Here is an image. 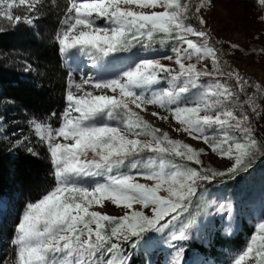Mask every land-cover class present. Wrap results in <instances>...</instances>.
Segmentation results:
<instances>
[{
  "label": "snow or ice",
  "instance_id": "6c2138e0",
  "mask_svg": "<svg viewBox=\"0 0 264 264\" xmlns=\"http://www.w3.org/2000/svg\"><path fill=\"white\" fill-rule=\"evenodd\" d=\"M258 2L264 6V0ZM21 5L29 13L37 11L29 0H0V19L11 25L32 24L37 17L14 14V7ZM210 6L211 0H206L195 7L197 29L185 22L189 6L181 0H69L62 31L55 36L61 55L83 54L94 69H106L121 54L136 58L111 75L70 80L63 112L49 117L57 119V126L40 117L30 120L35 136L50 154L52 183L24 206L10 241L14 264H131L127 248L150 256L162 241L174 250L170 264H183L184 250L179 242L190 239L189 229L195 223L190 208L201 183L234 178L247 169L246 161L264 155V141L256 138L247 111L251 108L259 115L255 94L249 95V89H259V85L235 70L224 69L205 30L202 9ZM100 20L103 23H98ZM157 44L172 54H145L158 52ZM136 48L141 51L133 53ZM162 60L171 63L165 65ZM204 61L210 66L204 63L198 67ZM205 77L206 82L202 81ZM85 85L100 94L84 91ZM148 105L167 113L153 111V116L162 120L171 116L182 126L177 131L227 157L226 171L204 167L200 159L203 150L197 152L171 139L132 107L146 111ZM141 136L151 139L143 142ZM17 143L38 155L28 146L32 143L28 137H18ZM145 151L156 155L144 161L141 153ZM172 155L200 167L166 163L165 156ZM137 178L153 184L140 183ZM105 200L126 211L120 216L89 211L94 205L103 206ZM212 206L208 201L205 209ZM218 209L231 215L230 205L221 203ZM250 240L233 264H264V216Z\"/></svg>",
  "mask_w": 264,
  "mask_h": 264
},
{
  "label": "rangeland",
  "instance_id": "374dc122",
  "mask_svg": "<svg viewBox=\"0 0 264 264\" xmlns=\"http://www.w3.org/2000/svg\"><path fill=\"white\" fill-rule=\"evenodd\" d=\"M60 1L63 0H59V2ZM29 2L35 4V0H29ZM181 2H187L189 6V12L186 13L187 19L185 22L194 26L191 21L195 19V21L198 22L193 14L194 9L197 6L206 3V0H181ZM135 10L140 11L138 8ZM143 11L151 12L153 9H144ZM155 11H162V9H155ZM13 12L14 14L21 16L35 14L29 13L23 5L20 7H14ZM202 15L206 21L205 30L210 35L209 43L218 50V55H221V64L224 69L226 71L235 70L245 77L251 84L259 85V89L255 87L249 89V95L255 94V104L259 115L253 113L251 108H248L247 111L256 138L264 141V21L261 20V17L264 16V6H261L258 0H211V6L202 9ZM63 19L64 15L58 23L59 32L62 31L63 28L61 23ZM98 23H103V21L100 20ZM25 24L29 26L36 25L35 21L32 24ZM10 26L13 25L9 24L6 20L0 19V28L5 29ZM77 31H79V29ZM158 38L159 37H157V39ZM232 45H236L237 47L233 48L231 47ZM156 48L159 49L158 52L149 51L145 54L148 56H158L162 55L165 51H168L166 48H160L159 44L156 45ZM140 51L139 48L133 49V53ZM168 54L172 53L168 51ZM135 58L136 57L131 54H121L119 59L109 62L106 69H94L91 62L83 54L69 58L61 55L64 68L68 70V83L70 80L80 82V78L84 75H111L115 70H119V68L130 64L132 59ZM161 62L165 65H170L171 63L167 60H162ZM113 63L117 69L113 68ZM204 63H208L210 66L209 61H204L201 65H198V67L203 66ZM207 80V77L202 78V81L206 82ZM228 83L232 84L233 81H228ZM84 91H92L94 95L100 94L98 90L93 89L90 85H85ZM80 94L82 93H77V95ZM107 94L114 95L111 92H108ZM0 105V117H3V120L0 121V139L5 141V143L10 146V149L20 148L27 150L23 144L17 143V138L24 136L32 140V143L28 145L29 147L35 149L37 145H43L39 142V138L35 136L34 128L30 124V120L33 118L28 117L26 114H21L20 116V112L10 101L0 98ZM132 107L134 111L138 112L139 115L153 127L161 129V132H167L171 139L179 140L181 143L188 144L197 152L203 150L200 159L204 167L216 171H226L227 166H229L227 157H222L213 153L206 144L200 140L192 139L184 131H177V129H181L182 126L171 116H169L167 120H162L152 115L153 111L160 113V115H167L163 109L154 105H148L146 111L135 109L134 106ZM230 131L233 135H238L235 130ZM209 132H211V130H209ZM140 139L143 142H147L151 137L141 136ZM61 142L65 141L61 139ZM66 142L71 143V141ZM155 155V153L147 151L141 153L144 161H147L149 157H154ZM87 158H91V153H89ZM82 159H84V157H82ZM165 160L166 163L175 162L191 167H200L190 161L181 160L174 155L165 156ZM262 176L264 177V172ZM137 179L138 182L145 183L149 186L153 184V181L151 180H144L143 178ZM216 179L217 182H215V185L212 186V188L205 187V182L201 183L200 187L203 188L198 189V198H194V202L190 208V212L193 214L190 219H194L195 223L189 229L190 239L188 241L179 242L182 243L184 250L183 264H233L234 258L240 254L242 250H245L249 243H251L250 237L256 234V225L261 217L264 216V185L261 186L255 184V195L251 199H248L243 195L232 197L221 188V185L225 183L221 182L223 178L218 177ZM248 183V180H246L244 185L250 186L251 183ZM159 194L162 196L167 195L165 192H160ZM208 201H212L213 206L212 208L205 209V205ZM221 203L226 206L230 205L231 215H229L227 211L218 209V205ZM8 204L6 211H0V223L4 221L5 214H11V204L10 202H8ZM135 207L139 210L141 206L135 205ZM202 209L204 210L202 211ZM89 211L120 216L123 215L126 210L122 207H117L112 204L111 201L105 200L103 201V206L94 205ZM22 214L20 219L22 218ZM185 216H187V214H185ZM244 221L253 228V233L246 238L240 248L229 246L225 249L219 248L218 256L220 257V260H216L215 258L196 250L188 252V246L192 240L203 243L209 249L213 244L216 232H220L224 237H232L241 230ZM185 223H187V220ZM16 227L17 225L12 228L13 236ZM92 227L95 228V225H92ZM13 236L11 238H5L6 241L1 250V254L5 255L3 264H14V249L10 244ZM125 247L127 248V246ZM173 251L174 250L164 241L160 243L159 247L150 256H145L140 249L133 250L127 248V254L129 256L138 255L141 259V264H149V262L150 264H170L173 259ZM249 264H254V262L250 261Z\"/></svg>",
  "mask_w": 264,
  "mask_h": 264
},
{
  "label": "trees",
  "instance_id": "16d2710c",
  "mask_svg": "<svg viewBox=\"0 0 264 264\" xmlns=\"http://www.w3.org/2000/svg\"><path fill=\"white\" fill-rule=\"evenodd\" d=\"M60 2L40 0L35 3L38 10L33 14L37 17L35 26L20 22L0 31V98L12 102L20 116L40 117L53 126H57L58 121L49 118L50 114L55 112L58 117L63 112L68 86V70L62 63L55 36L69 0ZM191 22L199 29L195 19ZM35 150L37 156L20 148L10 149L0 139V197H8L12 208L11 214H5L4 221L0 223L4 244L8 237L13 236L12 228L18 224L24 206L37 199L52 183L50 154L44 145H37ZM246 163V170L234 178L223 177L221 180L225 182L221 185L222 190L232 197L243 195L251 199L255 195V184L264 185V155L258 154ZM246 180L251 183L250 186L244 185ZM215 182L217 179L205 182L204 186L212 188ZM252 233L253 228L244 221L241 230L232 237L216 232L209 249L203 243L192 240L188 252L196 250L220 260L219 248H240ZM130 257L131 264H141L138 255ZM4 259L5 255L1 254L0 264Z\"/></svg>",
  "mask_w": 264,
  "mask_h": 264
},
{
  "label": "bare ground",
  "instance_id": "6f19581e",
  "mask_svg": "<svg viewBox=\"0 0 264 264\" xmlns=\"http://www.w3.org/2000/svg\"><path fill=\"white\" fill-rule=\"evenodd\" d=\"M4 205H5V206H8V202H7V201H4Z\"/></svg>",
  "mask_w": 264,
  "mask_h": 264
}]
</instances>
